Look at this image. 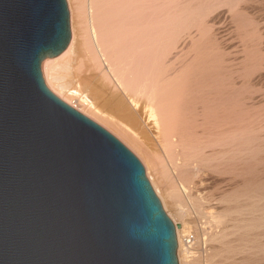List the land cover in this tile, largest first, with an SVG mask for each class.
Returning a JSON list of instances; mask_svg holds the SVG:
<instances>
[{"label":"bare ground","instance_id":"bare-ground-1","mask_svg":"<svg viewBox=\"0 0 264 264\" xmlns=\"http://www.w3.org/2000/svg\"><path fill=\"white\" fill-rule=\"evenodd\" d=\"M67 4L45 82L141 158L178 263L264 264V0Z\"/></svg>","mask_w":264,"mask_h":264},{"label":"water","instance_id":"water-1","mask_svg":"<svg viewBox=\"0 0 264 264\" xmlns=\"http://www.w3.org/2000/svg\"><path fill=\"white\" fill-rule=\"evenodd\" d=\"M67 0H0V264H179L137 156L46 84Z\"/></svg>","mask_w":264,"mask_h":264},{"label":"rangeland","instance_id":"rangeland-1","mask_svg":"<svg viewBox=\"0 0 264 264\" xmlns=\"http://www.w3.org/2000/svg\"><path fill=\"white\" fill-rule=\"evenodd\" d=\"M76 83V82H75ZM83 87H79V84L77 83V84H74V83H70V85L68 86V89H69V91H70V94L72 93V92H74L73 94H71V98L74 100V101H76L75 103H77V99H74L75 98V93L77 92H79L80 91V89H81V91L83 92L84 90L82 89ZM79 92L78 94H80V93H82V92ZM76 93V94H77ZM76 97H78V95H76ZM106 129V128H105ZM109 131V130H108ZM109 132H111V131H109ZM113 134V133H112ZM114 135V134H113ZM117 137V136H116ZM119 139V138H118ZM120 140V139H119ZM121 141V140H120ZM125 146H127L123 141H121ZM128 147V146H127ZM129 148V147H128ZM132 152H133V150L131 149V148H129ZM136 156H137V158L141 161V163L143 164V166H144V168H145V171H146V167H145V165H144V163H143V161L141 160V158L135 153V152H133ZM146 176H147V173H146ZM147 178H148V176H147ZM148 180L150 181V179L148 178ZM150 183H151V181H150ZM151 185H152V183H151ZM152 187H153V185H152ZM154 188V187H153ZM155 190V189H154ZM156 192V191H155ZM156 194H157V192H156ZM157 196H158V194H157ZM159 197V196H158ZM160 199V201H161V203H162V200H161V198H159ZM162 205H163V203H162ZM163 207H164V205H163ZM165 209V208H164ZM166 211V210H165ZM166 213H167V215L171 218V216L169 215V213L166 211ZM172 219V218H171ZM172 221H173V219H172ZM173 223H174V221H173ZM176 227V226H175Z\"/></svg>","mask_w":264,"mask_h":264}]
</instances>
